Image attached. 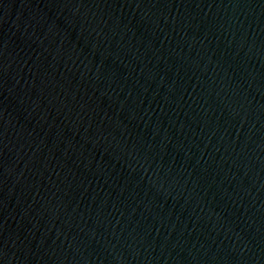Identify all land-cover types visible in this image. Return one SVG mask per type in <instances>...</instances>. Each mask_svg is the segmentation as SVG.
<instances>
[{
	"label": "water",
	"instance_id": "1",
	"mask_svg": "<svg viewBox=\"0 0 264 264\" xmlns=\"http://www.w3.org/2000/svg\"><path fill=\"white\" fill-rule=\"evenodd\" d=\"M0 264H264V0H0Z\"/></svg>",
	"mask_w": 264,
	"mask_h": 264
}]
</instances>
